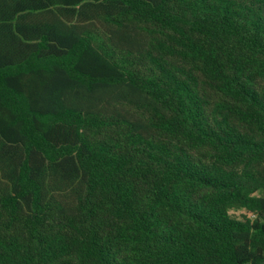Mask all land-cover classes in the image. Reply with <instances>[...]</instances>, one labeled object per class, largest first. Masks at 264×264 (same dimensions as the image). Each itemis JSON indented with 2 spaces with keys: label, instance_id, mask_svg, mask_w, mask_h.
Masks as SVG:
<instances>
[{
  "label": "trees",
  "instance_id": "trees-1",
  "mask_svg": "<svg viewBox=\"0 0 264 264\" xmlns=\"http://www.w3.org/2000/svg\"><path fill=\"white\" fill-rule=\"evenodd\" d=\"M0 264H264V0H0Z\"/></svg>",
  "mask_w": 264,
  "mask_h": 264
}]
</instances>
